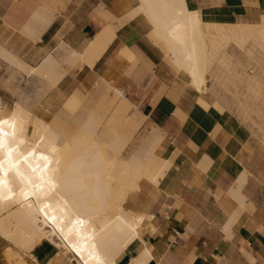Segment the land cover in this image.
Segmentation results:
<instances>
[{
    "label": "crops",
    "instance_id": "0c3cea01",
    "mask_svg": "<svg viewBox=\"0 0 264 264\" xmlns=\"http://www.w3.org/2000/svg\"><path fill=\"white\" fill-rule=\"evenodd\" d=\"M42 4L54 14L50 16ZM140 5L141 0H0V44L32 67H39L50 55L63 61L69 51L84 54L96 35L111 25L115 33L93 65L81 59L71 67L63 63L67 72L52 87L0 56V105L11 108L21 101L38 117L50 120L74 91L89 90L100 79L109 85L103 75L121 53L130 50L134 58L120 70H112L114 88L121 93L118 102L130 117L125 128L111 126V130L128 139L127 148L135 135L142 137L134 148L147 137L163 135L157 148L176 154L160 183L143 178L140 189L128 195L127 210L152 217L143 222L144 237L131 241L116 263L264 264V133L243 119L247 112L253 115L246 81L240 80L239 68L237 79L231 81L224 65H212L207 87L217 102L202 105L200 93L188 84L168 46L151 33L148 17L139 13L129 18ZM187 5L200 10L207 21L258 23L264 16V0H187ZM42 10L50 17L41 26L40 18L46 16ZM50 18H54L51 23ZM44 22L48 27L37 30L46 26ZM218 86L232 95L239 117ZM155 157L148 163L163 162L162 154ZM5 249L6 245L0 246V264H12ZM31 253L26 256L30 264H73L71 256L48 240ZM144 253L148 257H142Z\"/></svg>",
    "mask_w": 264,
    "mask_h": 264
},
{
    "label": "bare ground",
    "instance_id": "6f19581e",
    "mask_svg": "<svg viewBox=\"0 0 264 264\" xmlns=\"http://www.w3.org/2000/svg\"><path fill=\"white\" fill-rule=\"evenodd\" d=\"M44 10L41 14L46 16L40 23L54 14L46 8L49 16ZM139 13L152 22V31L168 46L171 58L188 76V84L200 93L198 101L205 107L217 102L207 87L212 65L233 68L228 52L232 43L252 56L250 43L264 50V16L258 23L207 21L200 10L188 7L187 0H141L129 18ZM112 26L96 35L84 54L74 50L71 57L93 65L114 37ZM0 56L27 75L49 71L55 75L54 85L61 80L54 55L44 59L41 69L28 65L2 44ZM132 57L126 49L103 78L113 85L116 75L112 70H120ZM104 118L97 108L93 109L79 130L61 141V132L52 119L38 117L20 101L11 108L0 105V237L7 242L9 257L18 258L13 260L16 264H30L26 256L43 240L71 256L73 264H117L118 254L135 238L144 237L143 222L151 220V215L136 214L124 203L132 191L140 189L141 179L160 183L173 161L166 157L162 165L148 163L163 135L147 137L125 158L127 138L115 134L106 143L99 139ZM261 141L264 143V139ZM234 197L239 198L237 194Z\"/></svg>",
    "mask_w": 264,
    "mask_h": 264
},
{
    "label": "rangeland",
    "instance_id": "374dc122",
    "mask_svg": "<svg viewBox=\"0 0 264 264\" xmlns=\"http://www.w3.org/2000/svg\"><path fill=\"white\" fill-rule=\"evenodd\" d=\"M151 33L154 34V36L156 35V37H159L155 32L151 31ZM155 39L156 44L161 48V50L165 51L166 49L164 48V46L159 42L157 38ZM250 45L252 46L251 48L253 49L252 51L254 56L250 55V53H247L245 50L239 48V46H237L235 43H232L230 45L228 51L234 54V58H232L233 68L232 70H229L228 68L227 69L229 70L231 81L237 79V75H235L236 69H240L241 73L237 74L239 75L241 81L243 79H245L246 81L248 107H253V115L247 112L243 119L249 120L258 132L259 130H261L264 133V50H262L256 44L250 43L249 46ZM71 52L72 51L68 52L65 57L66 59H63V61L59 60L56 56H54L56 58V73H58L61 78L67 72V68L63 66V63H66L69 67H71L78 64V60L80 59L71 57ZM164 58H167L169 61H171V59H169L166 54H164ZM238 60H241V63H238ZM38 68L41 69L42 64ZM32 75H38L39 77L47 81L50 87L54 86L53 79L55 75L50 73L49 71H47L45 74L34 73ZM12 78L15 79V76H12ZM217 90L219 93L222 91L225 96L230 97L228 100V107L229 109L234 111L239 117L237 108L233 103L232 95L229 92H226L225 90L223 91V88L219 86ZM112 92H114L113 95H111ZM120 94L121 93L114 88V85H106L101 81V79L98 80L96 84L89 90L79 89L74 91L67 98L61 110L51 118L52 124L56 127L58 131L61 132V135L63 136H60V140H66L67 135V137H70L73 133H76L88 113L93 109L96 110V108L105 117L104 123L99 131V139L103 143H106L111 138H114L115 134H120L116 129L112 131L111 126L117 129H123L126 127L127 120L130 117V115L126 113L125 109H123L120 102H118V97L120 96ZM26 107L30 109L29 106ZM247 125L249 126V124ZM141 137L142 135H135V137H133L129 144V147L127 148V152L124 153L125 158L128 155L130 156L133 152L138 149V147L134 148V146L138 143ZM157 151L161 153H157ZM156 154L158 156L159 154H162L163 161H165L166 157L173 161L176 152H174L173 154H164L157 148L156 151L152 154V156H157ZM158 164L162 165L163 162ZM149 165H151V163H149ZM5 245L7 248V242H5L3 238L0 237V246ZM4 254L6 255L10 263L16 264L15 261L18 260V258L15 259L16 256L9 257V254L6 249L4 250Z\"/></svg>",
    "mask_w": 264,
    "mask_h": 264
}]
</instances>
